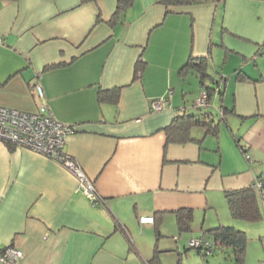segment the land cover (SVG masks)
<instances>
[{
  "label": "crops",
  "instance_id": "1",
  "mask_svg": "<svg viewBox=\"0 0 264 264\" xmlns=\"http://www.w3.org/2000/svg\"><path fill=\"white\" fill-rule=\"evenodd\" d=\"M116 1L0 0V105L35 110L39 83L54 115L74 126L64 150L98 197L92 203L54 159L0 141V248H20L18 264H146L167 229L181 234L177 209L191 208L190 231L211 239V227L243 229L225 211L224 190L264 184V0L168 8L133 0L111 24ZM207 51L204 81L222 80L214 94L229 109L223 121L235 143H220V122L216 134L192 124L190 139L169 141L164 127L199 107L187 105L190 86L181 81L188 71L200 84L198 64L181 66ZM114 86L116 102L98 98L99 87ZM160 97L170 104L152 110ZM144 214L154 223H139Z\"/></svg>",
  "mask_w": 264,
  "mask_h": 264
},
{
  "label": "trees",
  "instance_id": "2",
  "mask_svg": "<svg viewBox=\"0 0 264 264\" xmlns=\"http://www.w3.org/2000/svg\"><path fill=\"white\" fill-rule=\"evenodd\" d=\"M4 1H13V0H4ZM95 0H79L80 3H85ZM159 3L163 4L165 8L169 6H183L193 3H201L212 0H157ZM133 3V0H117L114 11L111 14L110 19L107 21L111 24H114L122 19L124 13L128 7ZM168 11V10H167ZM100 15L96 16V22L100 21ZM210 55V51H207L205 54L195 58L189 56L187 60L182 64L181 70L189 68L190 66H196L198 71V76L200 78V87L206 91L208 95L207 104L197 107L198 113H192L188 110L182 111L179 114H176L170 123H168L164 130L166 132L167 138L169 141H180L184 142L190 139V126L192 124H199L205 127V132L217 133V128L219 120L213 118V114L208 107L212 95L217 91H221L222 80H216L214 83H206L204 79L208 77V73L205 71L206 61ZM144 60L137 58L134 65V76H139L141 69L144 66ZM120 86H114L111 88H102L98 89V98L107 99L113 102L117 101L119 96ZM220 95V94H219ZM229 109L226 107L220 108V118L221 120L225 119L226 112ZM72 125V124H71ZM8 144V143H7ZM10 145V144H9ZM13 146V145H11ZM14 147V146H13ZM244 156L247 155L246 148L241 147ZM247 157V156H246ZM224 197L226 199L227 207L230 213V216L235 220H244L248 222H255L261 220L264 217V211L259 204L260 199H264V184L261 182V185H256V182L251 184L236 187L228 188L224 190ZM155 218V216L153 215ZM177 225L179 232H187L191 230L190 221L192 219V209L189 207L179 208L176 211ZM139 222V221H138ZM154 223V221L152 222ZM122 231L127 235L128 239L130 238L128 232L122 228ZM207 233L211 236V239L205 238L204 235H199L200 237L209 241L208 245H202L194 247L189 246L187 248L194 247L197 252L206 255L208 253H213L214 250H226L230 249L232 256L236 262H243L245 257L246 250V241L247 237L245 231L233 225H218L207 229ZM156 236H159V230H155ZM264 237V230H263ZM10 245V244H9ZM132 245V244H131ZM210 252H207V251ZM159 249L157 245L154 247V252L152 256L147 259L146 264H162L158 256ZM181 254V252H179ZM180 256L176 264H180ZM3 264V263H2ZM259 264H264V261Z\"/></svg>",
  "mask_w": 264,
  "mask_h": 264
},
{
  "label": "built area",
  "instance_id": "3",
  "mask_svg": "<svg viewBox=\"0 0 264 264\" xmlns=\"http://www.w3.org/2000/svg\"><path fill=\"white\" fill-rule=\"evenodd\" d=\"M0 37V42H1ZM33 92L38 98L37 108L33 111H26L18 108L0 105V141L13 145L31 149L43 154L72 171L78 179L79 186L84 190L92 203H96L97 194L91 179L87 177L78 161L65 152L64 143L66 136L74 130V126L59 120L50 109L42 86L34 83ZM208 95L205 90H201V95L196 98L197 105H205ZM166 103L170 104L167 97L154 99L151 103L152 110L162 109ZM256 185H261L256 181ZM138 221L141 224L152 223L153 215H139ZM189 246L208 245L209 241L197 236L190 238ZM207 252H210L209 250ZM23 257V252L17 246L10 244L0 248V262L3 264H18Z\"/></svg>",
  "mask_w": 264,
  "mask_h": 264
},
{
  "label": "rangeland",
  "instance_id": "4",
  "mask_svg": "<svg viewBox=\"0 0 264 264\" xmlns=\"http://www.w3.org/2000/svg\"><path fill=\"white\" fill-rule=\"evenodd\" d=\"M218 64L219 63H216V60L211 59L208 65V70L213 77H219L218 73H216V71L218 70L221 71V68ZM226 64L227 65L224 66L225 70L228 69V66L231 64V62L229 63L227 62ZM183 76L184 79L181 78V81L186 86H190V91H188L189 93H187L188 102H189V104L187 105L190 107L191 104H194L196 102V98H198L201 95L202 89L200 87L198 80L193 82L192 84L193 86L191 85L190 72L186 71ZM167 96H170V94H168ZM216 96L217 95L214 94L211 97L208 107L213 114V118L216 121L219 120L220 122L221 131L219 134V141L220 143L226 141H228L229 143L230 142L235 143L234 138L230 133V131L228 130V128L225 126L224 121L219 119L220 106L218 104L219 102L217 101ZM195 127H199L200 129H203L201 126H195ZM233 130H235V127ZM206 137L207 139L217 141V138L212 136V134H209ZM225 211L226 212L228 211L227 213H229L227 203H226ZM237 221L238 222L236 224L240 225L243 228L247 237L245 257L243 262L241 263L236 262L234 257L232 256V252L230 251V249L220 250L216 248L213 253H208L206 255H203L197 252L194 247L187 248L190 238L199 236V233L187 231L179 235L176 226L173 228L172 225L171 229H167L166 236H162L159 241V245H160L159 249L161 250L160 258L163 264H176L179 255H181L180 264H259L260 262L264 261V237L262 235L263 234L262 226L264 223V218L255 222H248L244 220H237ZM179 252H181V254Z\"/></svg>",
  "mask_w": 264,
  "mask_h": 264
}]
</instances>
